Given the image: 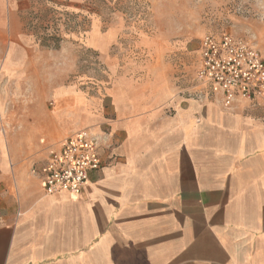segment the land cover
Masks as SVG:
<instances>
[{
  "label": "crops",
  "instance_id": "crops-1",
  "mask_svg": "<svg viewBox=\"0 0 264 264\" xmlns=\"http://www.w3.org/2000/svg\"><path fill=\"white\" fill-rule=\"evenodd\" d=\"M197 95L159 77L114 92L80 196L42 188L63 140L16 175L0 264H264V108Z\"/></svg>",
  "mask_w": 264,
  "mask_h": 264
},
{
  "label": "rangeland",
  "instance_id": "rangeland-1",
  "mask_svg": "<svg viewBox=\"0 0 264 264\" xmlns=\"http://www.w3.org/2000/svg\"><path fill=\"white\" fill-rule=\"evenodd\" d=\"M223 32L264 57V0H0V210L65 137L100 143L114 92L157 77L204 91L200 41Z\"/></svg>",
  "mask_w": 264,
  "mask_h": 264
},
{
  "label": "built area",
  "instance_id": "built-area-1",
  "mask_svg": "<svg viewBox=\"0 0 264 264\" xmlns=\"http://www.w3.org/2000/svg\"><path fill=\"white\" fill-rule=\"evenodd\" d=\"M196 76L207 87L220 93L221 104L232 108L243 103L264 108V57L248 41L229 32L206 34L200 41V63ZM209 85V86H208ZM204 91L197 97L203 96ZM98 139L87 130L65 137L52 150L44 165L41 181L46 194L66 191L80 196L89 173L100 168Z\"/></svg>",
  "mask_w": 264,
  "mask_h": 264
},
{
  "label": "bare ground",
  "instance_id": "bare-ground-1",
  "mask_svg": "<svg viewBox=\"0 0 264 264\" xmlns=\"http://www.w3.org/2000/svg\"><path fill=\"white\" fill-rule=\"evenodd\" d=\"M95 20H96V19H95ZM94 22H95V21H94ZM91 25H92V24H91ZM94 26H95V25H94ZM94 26H93V27H94ZM91 29H92V28H91ZM89 34H90V33H89ZM93 37H94V36H93ZM103 37H104V36H103ZM93 39H94V38H93ZM102 40H103V39H102ZM91 42H92V41H91ZM104 42H105V41H104ZM101 43H102V42H101ZM104 44H105V43H104ZM104 44H103V45H104ZM101 46H102V45H101ZM8 58H9V57H8ZM6 59H7V56H6ZM6 59H5V60H6ZM5 67H6V66H5ZM4 74H5V73H4ZM7 74H8V73H7ZM10 76H11V75H10ZM56 103H57V102H56ZM0 104H1V103H0ZM1 111H2V110H1ZM2 112H3V111H2ZM2 114H3V113H2Z\"/></svg>",
  "mask_w": 264,
  "mask_h": 264
}]
</instances>
